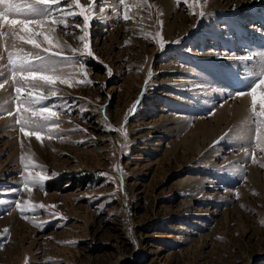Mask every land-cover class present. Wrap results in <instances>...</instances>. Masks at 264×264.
I'll return each mask as SVG.
<instances>
[{"label":"rangeland","instance_id":"rangeland-1","mask_svg":"<svg viewBox=\"0 0 264 264\" xmlns=\"http://www.w3.org/2000/svg\"><path fill=\"white\" fill-rule=\"evenodd\" d=\"M148 2L133 22L98 0L94 55L75 58L91 83L45 102L63 139L25 137L7 115L11 81L0 90V264H264V153L252 162L250 97L235 95L257 65L240 58L264 53V0H203L195 15L183 0ZM31 153L48 178L29 193L19 157ZM26 200L55 207L25 219Z\"/></svg>","mask_w":264,"mask_h":264},{"label":"snow or ice","instance_id":"snow-or-ice-1","mask_svg":"<svg viewBox=\"0 0 264 264\" xmlns=\"http://www.w3.org/2000/svg\"><path fill=\"white\" fill-rule=\"evenodd\" d=\"M181 2L182 0H176L178 6ZM183 2L193 10L194 15L195 8L204 7L203 0H183ZM118 3L123 6L122 19L133 20V22H136L137 13H132V8L143 11L145 6L153 7L148 0H134L132 5L128 4V0H118ZM97 10L100 13L105 11L103 6L98 8V0H87V2L83 0H0V48L6 53V56L0 55V61L4 62L0 76L4 75L5 70L8 73L3 82H0V90L4 89L10 80L15 92V95L11 97L15 105V113L9 111L7 115H15V124L19 126V132L25 137H35L41 145L45 139H63L62 136L54 135L61 127L60 112L55 110L56 105L49 106L45 102L51 98H62L60 85L71 88L76 84L91 83L87 79L85 64L75 58L94 55L89 43V29L91 21L99 18L94 16ZM204 14L202 10L199 12L200 16ZM117 15L120 16V13L117 12ZM77 17L81 20L77 21ZM140 19L142 20L143 17ZM159 23L162 24V22ZM58 29L65 35H72L79 42V46H72L68 41L58 37L56 35ZM73 29H78L82 34L77 35ZM156 36L160 37V33L157 32ZM160 38L161 48H163V39ZM24 46H30V50ZM66 49L70 54H66ZM240 59L257 61L256 69L248 74L252 78V82L248 84V91L235 93L236 96L250 97V116L247 123L254 125V128L248 129L249 133L254 134L248 137L249 147L252 149L249 155L252 162L257 163L256 151L264 153V53H253ZM61 64L74 67L78 64V70L66 72ZM109 75H111L110 70ZM135 107L134 104L132 110ZM110 130L119 131L126 137L123 127ZM21 148H23L22 141ZM244 150L248 152V148ZM34 155V153L21 154L19 157L23 165L20 174L21 183L29 193L34 188L42 190L48 178L45 166L33 161ZM260 167L264 168V164H260ZM117 170L122 172L119 166ZM15 207L23 218L27 219L28 217L23 214L35 212L37 208H54L55 205H35L26 200L23 204L17 202ZM261 223L264 225V221Z\"/></svg>","mask_w":264,"mask_h":264},{"label":"bare ground","instance_id":"bare-ground-1","mask_svg":"<svg viewBox=\"0 0 264 264\" xmlns=\"http://www.w3.org/2000/svg\"><path fill=\"white\" fill-rule=\"evenodd\" d=\"M253 15H247V17H252Z\"/></svg>","mask_w":264,"mask_h":264}]
</instances>
